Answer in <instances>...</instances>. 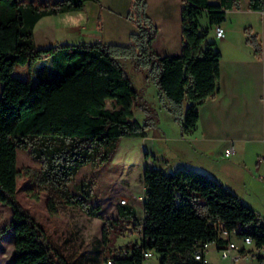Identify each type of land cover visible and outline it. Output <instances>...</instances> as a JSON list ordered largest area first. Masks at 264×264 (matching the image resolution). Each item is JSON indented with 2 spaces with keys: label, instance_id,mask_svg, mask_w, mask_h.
Instances as JSON below:
<instances>
[{
  "label": "trees",
  "instance_id": "1",
  "mask_svg": "<svg viewBox=\"0 0 264 264\" xmlns=\"http://www.w3.org/2000/svg\"><path fill=\"white\" fill-rule=\"evenodd\" d=\"M85 1L0 0V202L12 208L5 230L14 231L13 264H78L52 244L44 225L19 202V149L30 150L42 164L29 173L48 193L51 214L59 206L76 207L104 218L102 206L91 205L86 184L74 190L69 184L83 167L107 158L109 146L122 136L146 135L134 118L137 91L120 59L133 57L138 67H149L160 93L178 111L183 134H189L197 128L199 106L219 90L221 51L209 38L210 28L225 19L228 9L240 6L238 0H184L183 46L178 53L155 49L159 30L147 14V0L132 2L129 16L138 30L128 44L35 45L34 28L41 18L82 8ZM249 6L264 11V0H250ZM203 12L211 23L208 29L200 28ZM248 41L260 54L256 37ZM44 58L51 59L52 77L32 84L12 75L17 65ZM143 179V217L133 222L142 240L106 257L112 264H144L146 251L157 253L160 264H205L196 259L197 249L232 236L248 235L257 246L264 245L263 217L215 178L147 164ZM118 210L119 217H133V208ZM109 222L104 221V242ZM223 229L231 233L228 239L221 237ZM90 259L97 264V255Z\"/></svg>",
  "mask_w": 264,
  "mask_h": 264
},
{
  "label": "crops",
  "instance_id": "2",
  "mask_svg": "<svg viewBox=\"0 0 264 264\" xmlns=\"http://www.w3.org/2000/svg\"><path fill=\"white\" fill-rule=\"evenodd\" d=\"M238 1L240 6L228 9L220 23L224 35H216V25L209 33L221 51L219 90L199 106L197 128L175 137L183 142L180 153L186 158L176 168H191L215 178L264 219V11L251 9L250 0ZM132 2L87 0L82 8L47 15L35 25V45L80 41L128 44L138 30L129 16ZM184 5V0H147V14L159 30L155 39L162 49L159 52H181ZM249 36L256 37L260 54ZM228 149L231 153L226 155ZM164 160L166 165L155 162V166L167 172L178 170ZM231 239L242 245L234 236ZM221 249L218 242L210 244L206 257L211 263L264 264V257L250 260L238 248L223 257Z\"/></svg>",
  "mask_w": 264,
  "mask_h": 264
},
{
  "label": "rangeland",
  "instance_id": "3",
  "mask_svg": "<svg viewBox=\"0 0 264 264\" xmlns=\"http://www.w3.org/2000/svg\"><path fill=\"white\" fill-rule=\"evenodd\" d=\"M199 23L201 29L210 28L206 12L200 16ZM210 33H213L212 27ZM154 47L158 51L162 50L157 43H154ZM120 62L137 91L133 105L134 118L145 127L146 135L122 136L109 146L107 158L83 167L69 184L73 190L81 182L83 189V184H86L91 205H101L100 212L104 218L90 215L76 207L59 206L57 212L51 214L46 205L48 193L38 188L29 173L39 170L41 162L30 150L18 151L19 202L44 225L52 244L68 258L77 260L78 264H93L90 259L93 255L98 257L97 264H108L106 257H112L120 249L131 248L136 242L140 243L141 232L133 227V222L143 217L145 166H155V162L166 165V158L176 170L185 158L180 153V149L184 148L183 142L175 139L183 133L180 121L176 118L178 111L174 112L172 103L160 93L149 67H138L133 57L120 59ZM53 73L51 59L44 58L32 64L17 65L12 75L35 84L52 77ZM2 88L3 83L0 81V95ZM107 106L111 107V100H108ZM195 162L198 163L197 160ZM122 198H126L125 203H121ZM119 207L133 208V217H119ZM11 217V206L0 202V234L4 232L0 236V264H13L14 231L5 230ZM109 219L111 223H107L108 235L104 242V221ZM144 264H160L159 255L154 252Z\"/></svg>",
  "mask_w": 264,
  "mask_h": 264
},
{
  "label": "built area",
  "instance_id": "4",
  "mask_svg": "<svg viewBox=\"0 0 264 264\" xmlns=\"http://www.w3.org/2000/svg\"><path fill=\"white\" fill-rule=\"evenodd\" d=\"M215 32L217 36H223L225 31L224 28L217 24L215 27ZM231 153V150L228 149L226 151V155H229ZM126 198L121 199V203H125ZM231 233L223 229L221 231V237L228 239L230 237ZM242 245L239 246L235 241L229 240L225 243L220 244L221 245V253L223 257H229L231 256V252L233 249H240L242 252V255L249 258L250 260H262L264 257V245L263 246H257L255 244V240L251 236H243L241 238ZM212 242H205L201 247H199L195 253L196 259L202 260L205 264H214L211 263L208 258L206 257L207 250ZM154 253L152 251H146L144 253L145 258H150ZM108 264H112V260L107 261Z\"/></svg>",
  "mask_w": 264,
  "mask_h": 264
}]
</instances>
